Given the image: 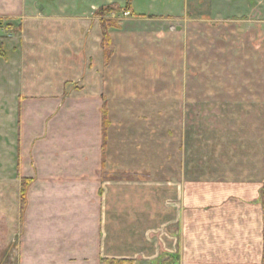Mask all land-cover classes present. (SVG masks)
I'll use <instances>...</instances> for the list:
<instances>
[{
  "label": "crops",
  "instance_id": "crops-1",
  "mask_svg": "<svg viewBox=\"0 0 264 264\" xmlns=\"http://www.w3.org/2000/svg\"><path fill=\"white\" fill-rule=\"evenodd\" d=\"M128 2L0 0V147L8 163L0 176L3 224L11 229L19 223L12 180L28 178L35 180L24 215L26 223H35L25 236L28 261L36 248L30 263L154 264L162 252L181 257V244L188 243L187 193L193 183L186 162L180 157L173 168L171 152L160 155L164 171L158 178L157 156L139 138V121L124 124L116 116L134 111L121 99L146 93L171 99L184 78L177 68H196L192 78L182 80L187 86L182 91L202 97L205 80L210 82L202 71L215 65L227 67L219 83L233 99L229 113L233 108L238 127L227 144L228 196L259 209L254 225L244 220L243 253L249 261L253 248L255 261L264 264V0H131L129 17L104 18L116 23L109 31L115 51L105 67L103 17L96 13ZM208 10L216 15H205ZM161 66L163 74H156ZM237 112L243 113L239 123ZM198 194L202 208L203 190ZM200 222L194 219L192 226ZM232 241L218 240L212 258L229 257L234 249L221 243Z\"/></svg>",
  "mask_w": 264,
  "mask_h": 264
},
{
  "label": "rangeland",
  "instance_id": "rangeland-1",
  "mask_svg": "<svg viewBox=\"0 0 264 264\" xmlns=\"http://www.w3.org/2000/svg\"><path fill=\"white\" fill-rule=\"evenodd\" d=\"M204 14L207 16L211 15L212 17L216 15V13L210 12V10L205 11ZM242 26L243 23L239 25V28H242ZM171 30L175 33L176 27L172 26ZM236 38H239V35H237ZM223 44L227 47L226 42ZM1 51L2 46H0V52ZM0 55H2V52ZM226 60L225 54L223 61ZM2 61L3 60L0 59V62ZM172 62L175 63V60H172ZM184 70H186L188 76L185 75ZM195 70V67L191 68L190 66H187L186 69L182 68L181 70L177 68V75H181L185 80L187 78L190 79L191 76L195 75ZM203 70L204 77L206 79L208 78L207 80L210 82L207 83L205 80L204 95L202 97L192 98L191 95H194V92H183L182 89L186 84L183 83V79H179L177 82L178 85L173 88V97L171 99L164 97L153 98V94L146 93V96L142 98H126L120 100L122 106L131 107L134 111L131 115L128 114V116H124L118 114L116 117L119 119V122L124 121V124H131L130 122L136 123L139 121L140 125L135 128H138L141 141H145L144 143L147 142L146 145L149 147L146 146V148L149 154L157 156L156 167L157 170H159V172H157L158 178L163 175L164 171L162 170L163 164L161 163V161L163 162V157L160 155L166 156L169 154L168 151H170V155L173 157V168L176 167V165L179 166L180 157H183L182 162H186L187 173L189 172L187 175L188 181H193V183L188 185L187 193V218L189 220L188 243L181 244V257H179L180 254L166 255L162 252L153 263L258 264L257 261H255L256 259H254L253 248H249V251L252 250L253 259L246 261L244 258L243 226L244 220H246V224L248 222V224L254 225L255 221L261 218L260 211L259 209L254 210L252 207L250 209L249 205L245 208L243 203H237L235 198L229 199L228 196L230 191L227 188V144L231 136L238 133V127L237 130L234 127L233 108L232 114L229 113L228 105L230 103L233 104V99L231 101L227 97L228 93L226 87H224L226 84L219 83L221 80L223 81V78L226 79L227 67H216L214 65L212 67H204ZM163 72V66L156 70V74H163ZM136 73H138V70ZM148 75L153 78V75L150 73ZM2 77L3 75L0 72V90L3 88ZM157 94L156 92L154 93V95ZM137 112H139L138 116ZM238 114V112L235 114L236 123H239L242 119L240 117L243 116V113L240 115ZM2 124L3 115L0 114V129L3 128ZM109 129L110 125L108 127V130ZM243 133L244 132L241 134ZM2 134L3 132H0V138ZM236 138L239 137L237 136ZM2 142L3 140H0V145ZM160 157H162L161 161ZM7 164L8 163L3 162V148L0 147V176L4 168L8 166ZM195 169L198 172L196 175L192 172ZM215 178H219L220 180L217 181ZM25 180H29L30 184L27 187L26 206L22 211L21 193L23 181ZM34 182L35 180L28 178L12 180V189L14 192L12 201L14 202L17 200V203L20 204L19 223H14V226L9 229V227L3 224V217L0 216V264H32L30 262L35 259L36 248H33L28 261L26 257V247L24 246L26 242L25 236L27 234L31 235V232L35 230V223H26L24 218L28 205L29 192ZM3 183V177H0V205L3 204L4 199L2 193ZM201 190H203L205 198L202 200V208L198 207L200 203L197 201V198H199L198 193ZM234 201H236V203ZM196 206L198 207L197 209ZM194 219L201 220V224L198 228L192 226L193 224L195 225ZM195 228L199 231L196 233L198 238L203 236L201 238L202 241L198 243L194 242L197 237ZM251 230L254 231L255 227L251 226ZM171 232V234H174L176 231L172 230ZM231 237L233 240L231 244L227 242L221 244L225 249H230V252L234 249V252L229 255V257H227V255H225L226 257L221 255V259H213L211 254L213 246L216 245L217 241ZM254 244L255 239L253 236V245ZM186 246H188L187 253H185ZM52 249L51 246H48L49 252H51ZM150 263L151 261L149 260L140 262V264Z\"/></svg>",
  "mask_w": 264,
  "mask_h": 264
},
{
  "label": "trees",
  "instance_id": "trees-1",
  "mask_svg": "<svg viewBox=\"0 0 264 264\" xmlns=\"http://www.w3.org/2000/svg\"><path fill=\"white\" fill-rule=\"evenodd\" d=\"M130 1L126 4L124 8H121L120 6L114 4L109 5L101 8L96 15L99 17H103L102 21V28H103V41H102V48L105 55V67H107L110 64V61L112 59V56L115 51L114 43L110 36V29L112 27L116 26V23L114 21L104 20L105 17L111 16V15H118L122 14L124 12H130ZM2 52V51H1ZM0 52V53H1ZM110 125V121L108 118V111L106 106L103 109V134L104 138L106 139L108 127ZM105 143V142H104ZM106 146L104 147V162H106V154H105ZM30 184L29 180L23 181L22 185V193H21V210L23 211L26 206V193H27V187ZM264 193V188H263ZM102 264H134L133 262L129 261H117V260H102Z\"/></svg>",
  "mask_w": 264,
  "mask_h": 264
},
{
  "label": "built area",
  "instance_id": "built-area-1",
  "mask_svg": "<svg viewBox=\"0 0 264 264\" xmlns=\"http://www.w3.org/2000/svg\"><path fill=\"white\" fill-rule=\"evenodd\" d=\"M122 15L126 18V17L130 16V13L129 12H124ZM113 16L115 17V15H113Z\"/></svg>",
  "mask_w": 264,
  "mask_h": 264
}]
</instances>
